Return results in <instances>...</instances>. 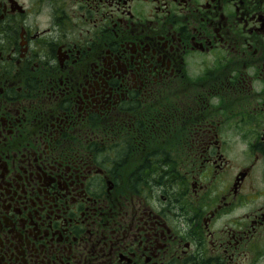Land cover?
<instances>
[{"label":"flooded vegetation","instance_id":"flooded-vegetation-1","mask_svg":"<svg viewBox=\"0 0 264 264\" xmlns=\"http://www.w3.org/2000/svg\"><path fill=\"white\" fill-rule=\"evenodd\" d=\"M0 264H264V0H0Z\"/></svg>","mask_w":264,"mask_h":264}]
</instances>
